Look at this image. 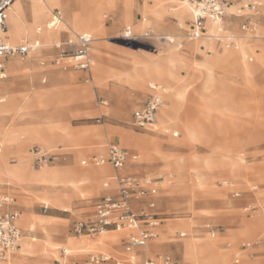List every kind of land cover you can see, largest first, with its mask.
I'll use <instances>...</instances> for the list:
<instances>
[{
	"label": "rangeland",
	"instance_id": "rangeland-1",
	"mask_svg": "<svg viewBox=\"0 0 264 264\" xmlns=\"http://www.w3.org/2000/svg\"><path fill=\"white\" fill-rule=\"evenodd\" d=\"M72 1L30 0L28 9L22 7L25 24L12 19L10 9L7 13L11 41H40L41 47L28 58L12 59L8 78L0 83V100L5 99L0 101V115L5 106L15 109L2 120L6 128H0L2 152L27 142L28 163L34 173L40 170L34 162V147L53 157L43 181L35 177L33 183H15L0 178V195L8 198L6 208L18 212L25 234L7 264H90L93 254L109 251V243L118 242L121 236L117 233L76 238L72 231L77 220L93 211V204L103 195V183L114 174L109 165L97 167L109 143L122 145L138 157L125 173L151 180L158 188L155 197L143 199L154 200L166 219L150 242L151 246L159 238L166 241L156 254L171 256L177 264H207L209 255L201 247L212 244L217 250L216 242L218 252L227 255L223 264H236L238 259L239 264H264V67L257 71V57L243 46L255 44L264 59V0H227L222 22L208 21L206 25L207 34L219 37L201 38L205 43L200 51L189 47L201 41L187 36L194 20L192 12L182 26L181 14L177 17V11L168 9L163 0L155 4L154 0H131L128 21L120 16L126 7L124 0H113L116 6L108 4L110 0H80V9ZM189 1L192 5L200 2ZM250 2L262 7L257 12L244 9ZM176 3L173 5L179 9ZM145 4H154L148 13L143 10ZM100 6H104L100 18L104 28L98 31L99 27L85 21L90 15L97 17ZM160 7L163 13L159 15L155 10ZM54 10L62 12L63 23L52 24ZM75 13L78 15L73 16ZM248 18L256 20L253 35L242 30ZM76 21L95 38L90 71L75 70L67 61L54 62L57 52L53 44L79 33L73 31ZM128 27L137 35L135 39L126 37ZM146 31L151 32L150 37L143 36ZM168 55L176 72L150 64L166 61ZM209 56L218 59L217 63ZM202 73L215 78L212 88L207 87ZM58 74L77 77L64 79ZM152 83L166 90L157 126L168 127L167 131L133 124L134 111L151 94ZM55 133L64 137L51 142L43 139ZM6 135L11 140L5 141ZM4 153L0 165H4ZM8 154V167L20 164L21 155L13 149ZM53 168H100L108 170V175L97 180L96 190L85 183L72 190L65 188L58 174L45 178L58 171ZM60 183L59 187L53 185ZM57 191L68 199L66 203L56 202ZM32 215L44 217V221L38 224ZM207 225L215 231L209 232ZM76 244L83 247L74 248ZM187 244L193 252L184 250ZM247 244L254 246L243 251Z\"/></svg>",
	"mask_w": 264,
	"mask_h": 264
},
{
	"label": "built area",
	"instance_id": "built-area-1",
	"mask_svg": "<svg viewBox=\"0 0 264 264\" xmlns=\"http://www.w3.org/2000/svg\"><path fill=\"white\" fill-rule=\"evenodd\" d=\"M17 0H0V82L7 77L6 63L14 58H28L37 52L41 45L39 42H24L13 45L7 40L8 23L6 13ZM193 6L198 14L195 16L191 30L188 32L190 40L201 39L207 34V19H223L226 14L227 0H200ZM262 7L259 2H250L244 5V9L257 12ZM241 12V11H240ZM52 24L62 22L61 11L53 14ZM242 30L250 35L256 31V20L248 18L243 24ZM127 38L135 39L137 35L131 28L125 31ZM144 37H150L151 32H145ZM95 41L91 33H73L65 40L55 42L53 48L57 54L55 64L67 63L75 70L90 71L93 65L92 46ZM152 93L145 103L136 109L133 114V123L140 129L152 127L158 117L159 110L164 105L161 86L150 84ZM4 102V99L0 100ZM2 145L0 144V151ZM34 162L42 168L51 161L50 154L40 147L33 149ZM131 157L125 149L117 144H109L108 159H100V164L110 163L114 169L112 180L104 183V189L109 193L97 199L93 204V214L86 220L78 221L73 232L76 237H94L105 233H117L126 235L125 258L115 259L103 254H94L90 264H175L173 258L166 254H159L155 259L146 256L149 243L158 236L163 218L156 211V202L151 200L147 206L137 210L135 200L144 199L146 196L155 197L158 188L152 185L151 180L143 179L135 175H125L121 171L125 168ZM114 185V188L112 186ZM8 198L0 197V264H7L11 253L19 250L23 240V232L18 226V212L6 210ZM209 232H214L211 225H207ZM181 233V237H185ZM67 256V251H64ZM239 260L235 263L239 264Z\"/></svg>",
	"mask_w": 264,
	"mask_h": 264
},
{
	"label": "crops",
	"instance_id": "crops-1",
	"mask_svg": "<svg viewBox=\"0 0 264 264\" xmlns=\"http://www.w3.org/2000/svg\"><path fill=\"white\" fill-rule=\"evenodd\" d=\"M18 1V3H19V6H21V7H25L26 9H28L29 7H30V0H17ZM17 1H15V3L14 4H17ZM164 1V3H165V5L167 6V8L168 9H170L171 8V10L172 11H177V13H176V16L178 17L179 16V14H181V18H182V20H181V23H183V24H181L182 26L184 25V22H185V20L186 19H189L190 17L189 16H191V9L190 8H187V11H184V12H181L180 13V9L181 8H186L185 7V4L187 3V5H189V6H191V3H190V1L189 0H185V1H179V2H177V3H179L178 5H180V8L179 9H177L176 7H175V5H173V4H175L176 2H173V1H171V0H163ZM176 3V4H177ZM185 3V4H184ZM124 4V3H123ZM134 7V6H133ZM150 8H151V5H149V4H145L144 5V7H143V10L146 12V13H148L147 11H149L150 10ZM125 9V8H124ZM124 9H123V12H124ZM190 9V10H189ZM132 10H133V8H132ZM57 11H60V10H54V11H52V14H54L55 12H57ZM156 13L157 14H161V13H163L162 11H161V7L160 8H157L156 10ZM123 12L121 13V15L120 16H122V14H123ZM7 13H8V10H7ZM7 13H6V17H7ZM150 14H153V15H155L154 13H151L150 12ZM102 15V14H101ZM183 15V16H182ZM184 17H186V18H184ZM101 18V17H100ZM52 18H50V20H51ZM180 19V18H179ZM194 19V18H193ZM63 21L64 20H62V23H63ZM100 21H101V19H100ZM194 21V20H193ZM120 22H124V21H122V19H121V17H120ZM207 22L208 21H206V25H207ZM7 23H8V20H7ZM101 23H103V22H101ZM211 24H214V23H212V22H210ZM74 30L73 31H75V32H79V33H90L89 31H83V30H81L80 28L82 27V24L79 22V21H76L75 23H74ZM192 25H193V22H192ZM128 28H130V27H128ZM192 28V27H191ZM191 30V29H190ZM189 30V31H190ZM208 31H209V29H207ZM188 31V32H189ZM223 31H224V29H223ZM42 32V28H38L37 29V33L38 34H40ZM146 32H150V31H146ZM92 34V33H91ZM223 34V33H222ZM71 34H68L65 38H63V39H59L58 41H61V40H65L66 38H68L69 36H70ZM93 35V34H92ZM219 35L220 34H218V35H214V34H212V33H208V34H206V36L203 38L204 40H209V39H213V38H217V37H219ZM6 36H7V40L11 43V44H13V45H20V44H22V43H24V42H26V41H28V42H31V43H34V42H39L40 43V41H34V40H29V39H24V40H22L21 42H19V43H14V42H12L11 41V37H10V35L7 33L6 34ZM203 39H200L201 41H197L195 44H193L192 46H189L190 48H193V50H196V51H200L201 50V45L202 44H204L205 43V41H203ZM58 41H56V42H58ZM245 48H247V49H249V50H251L252 52H253V54L257 57V71L258 70H260L261 68H263L264 67V59H263V54L262 53H258L257 51H256V48H257V46L255 45V44H252V43H245L244 45H243ZM170 53V52H169ZM214 57H215V55H213ZM213 56H209V58L211 59V61H213V62H215V63H217V61H218V59H216V60H214L212 57ZM221 56H224V55H221ZM226 58V57H225ZM172 60V58L170 57V55H168V57L166 58V61H155V62H152V63H150V64H153V65H156L158 68H160V69H165V70H168V71H171V72H176L175 71V65H174V63L171 61ZM220 61V60H219ZM12 64H13V61H12V59L11 60H8L7 61V63H6V67H7V73H8V68H9V70L12 68ZM203 74V76H205V79L207 80V87H211L212 88V85L215 83V78L214 77H212V75H211V73H202ZM57 77L58 78H64V79H73V78H76L77 77V75L76 74H65V75H61V74H58L57 75ZM8 78V74H7V77L4 79V80H2L1 82H3V81H5L6 79ZM0 82V83H1ZM152 84H155V83H152ZM156 85H159V86H161L162 88H163V90H164V93H163V99H164V97H165V88L162 86V85H160V84H156ZM150 90H151V93H152V89H151V87H150ZM185 96H186V93H185V95H184V98H185ZM2 99H4V98H2ZM5 100V99H4ZM212 100V99H211ZM224 100V99H223ZM208 101H210V100H208ZM5 102V101H4ZM207 106V105H206ZM161 110V109H160ZM160 110H159V113H158V124H159V116H160ZM222 114H226L227 115V113L226 112H222ZM134 124V123H133ZM167 129H168V127L166 128V129H163L160 125L159 126H157V127H155V128H150V130H152V131H159V130H166L167 131ZM61 137H64V136H61V135H59V134H52V135H48L47 137H45V138H43V139H45V141H48V142H51L52 140H55V139H59V138H61ZM66 137V136H65ZM101 137H102V139H103V133H102V135H101ZM109 144H111V143H109ZM118 145V144H117ZM122 146V145H121ZM120 146V147H121ZM108 147H109V145H108ZM123 147V146H122ZM35 148V147H34ZM33 148V149H34ZM14 150L17 154H19V155H21L22 156V160H21V162H20V164L19 165H15V167H13V168H10V167H8V163H7V159H8V153L10 152V150ZM123 149H125V147L123 148ZM126 150V149H125ZM29 150H28V147H27V142H23V143H19V144H15V145H11L10 147H9V150L8 151H6V154L4 153V152H2V150H1V152H0V155L1 154H3L4 153V165L3 164H1L0 165V178H2V179H5V180H7L8 182H15V183H21V182H27V183H33V182H35V181H37V180H35V177H40L41 178V180L43 181V178H44V175L46 174V173H49L50 172V170L51 169H49L48 167H47V165L44 167H42V168H40V170H42V171H40V170H38V171H40V172H38V171H36L35 173L34 172H31V170H30V166H29V163H28V161H29V158H28V152ZM127 151V150H126ZM32 153H33V150H32ZM127 153H128V151H127ZM129 154V153H128ZM130 155V154H129ZM7 156V157H6ZM131 157H133V156H135V155H130ZM137 157V156H136ZM53 157L51 156V159H52ZM100 159H105V160H107L108 159V149H107V151H106V156L104 157V156H101L99 159H98V161L100 160ZM26 160V161H25ZM137 160H138V157H137V159L136 160H133L132 158L129 160V162L127 163V165L125 166V168L121 171L123 174H125V175H135V176H137V177H139L137 174H128V173H125V170H126V168H127V166L129 165V163L132 161L133 163H137ZM95 165H97V164H95ZM105 165H109L112 169H113V167H112V165L110 164V163H105V164H98L97 165V167H104ZM87 166H90V164H88V165H86V166H84V167H87ZM53 169H57V168H53ZM58 170V176L59 177H61L62 179H64V181H65V183H64V185H65V188H67V189H72V190H75V188H77L80 184H89L90 185V188H91V190H96V186H95V184H96V182H97V180L99 179V178H101V177H106L107 175H108V170H102V169H100V168H95V169H93V170H88V169H86V170H83V171H80V170H75V169H71V170H69V169H65V170H63V169H57ZM19 171V172H18ZM113 171H114V169H113ZM114 176V174L112 175V176H110L105 182H109V181H111L112 180V177ZM141 178V177H140ZM104 182V183H105ZM104 183H103V195L102 196H104V195H106L107 193H109V191L110 190H105L104 189ZM54 186H61L62 185V183H60V184H53ZM63 185V186H64ZM228 185H230V186H232V184H230V183H228ZM58 186V187H59ZM112 188H114V185L112 186ZM59 190V189H58ZM61 192V191H60ZM57 193L58 194H56V202H58V203H66L67 201H68V199L67 198H64V195H62L61 193H59L58 191H57ZM63 193V192H62ZM235 194V196H239L240 194L239 193H234ZM102 196H100L99 198H101ZM0 197H2L1 195H0ZM98 198V199H99ZM149 201H151V200H149ZM148 201V202H149ZM148 202H145L143 199H140V200H135L134 201V206H135V208L137 209V210H140V209H142V208H144V207H146L147 206V204H148ZM64 206H67V205H64ZM92 208H93V206H92ZM248 208H246L245 210H247ZM6 210H9V211H12V210H10L9 208H6ZM93 211H94V208H93ZM93 211L85 218V219H80V220H86V219H88V218H90L91 216H92V214H93ZM156 211L158 212V210H157V204H156ZM14 212H16V211H14ZM159 213V212H158ZM160 214V213H159ZM31 215V214H30ZM161 215V214H160ZM33 216V220L35 221V222H37L38 224H40L42 221H44L43 220V218L44 217H42L41 219L40 218H36L34 215H32ZM161 217H162V215H161ZM163 218V217H162ZM80 220H77L75 223H74V225L78 222V221H80ZM164 220H166V219H164L163 218V220H162V223H163V221ZM74 225H73V227H74ZM18 226H19V224H18ZM19 228H20V226H19ZM21 229V228H20ZM22 230V229H21ZM160 230V229H159ZM72 231H73V228H72ZM23 232V231H22ZM110 233H112V232H110ZM73 234H74V232H73ZM158 234H159V232H158ZM181 234V233H180ZM75 235V234H74ZM118 235H120L121 237L119 238V240H118V242L116 243V244H113V243H109V251H103L102 250V252H100V253H97V254H103V255H107V256H111V257H113V258H115V259H120V258H125L126 257V254H125V251H124V248H125V243H126V235L125 234H118ZM94 237H97V236H94ZM163 237H166V236H163ZM181 237V236H180ZM23 238H24V232H23ZM77 238V237H76ZM97 238H99V237H97ZM92 240H94V239H92ZM166 241H163L162 242V238H159L158 240H157V242L156 243H154V244H152L151 243V246H150V243H149V245H148V247H147V249H146V256H147V258H149V259H155L159 254H162V253H155V252H157L159 249H160V246L161 245H163L164 243H165ZM22 243V242H21ZM201 245H205V244H201ZM38 246V245H37ZM37 246L35 247V248H37ZM149 246H150V250H149ZM252 246H254V245H252V244H247V245H244L243 247V251H246V250H248V249H250ZM20 247H21V245H20ZM81 248V247H83V246H80V245H78V244H76V245H74V248ZM98 247L100 248V247H102V244H98ZM215 247L217 248V252H218V249H219V247H217V245H216V242H215ZM20 249V248H19ZM178 249V248H177ZM179 250H181V247H180V249ZM220 250V249H219ZM223 253V252H222ZM94 255V254H93ZM222 256L221 257H225V258H227V255L225 254V256L223 255V254H221ZM92 257V256H91ZM91 257H90V259H91ZM90 259H89V261H90ZM174 260V259H173ZM239 260V259H238ZM240 261V260H239ZM174 262H175V264H177L176 263V261L174 260ZM108 264H113V263H108Z\"/></svg>",
	"mask_w": 264,
	"mask_h": 264
},
{
	"label": "bare ground",
	"instance_id": "bare-ground-1",
	"mask_svg": "<svg viewBox=\"0 0 264 264\" xmlns=\"http://www.w3.org/2000/svg\"><path fill=\"white\" fill-rule=\"evenodd\" d=\"M153 1V0H152ZM157 1H159V0H154V4L157 2ZM73 3V7L74 8H78V9H80L81 8V2H80V0H73L72 1ZM124 2L126 3V7H125V10H124V12H123V14H122V19L124 20V21H128L131 17H132V13H131V11H132V4H131V0H124ZM94 3V2H93ZM108 4H114V6H116V4H115V2L113 1V0H110L109 2H108ZM153 4V5H154ZM185 4V3H184ZM96 5V4H95ZM153 5H151V7L153 6ZM180 6V5H179ZM185 7L187 8V7H189L190 8V6L189 5H187V3L185 4ZM92 8V7H91ZM104 8V6H100V11H99V14L97 15V17L93 14V15H90V17L88 18V19H86V21L85 22H87V25L88 26H91V27H95V26H97V27H99V29H98V31H101V30H103V28H104V25H103V23H101V21H100V17H101V12H102V9ZM11 11H12V14H13V16L14 17H12V19L14 18L15 20H19V21H21V22H23L24 24H25V21H24V9L21 7V6H19V3H18V1H17V4H12L11 5V7L9 8ZM8 9V10H9ZM94 9V8H93ZM183 9H184V7H183ZM191 12H192V14H193V17H194V19H195V16L198 14V11H197V9H195V7H193V5L191 4ZM79 13V12H78ZM78 13H75L73 16H77L78 15ZM35 15V14H34ZM72 16V17H73ZM183 16V15H182ZM184 18H186V17H184ZM222 20L223 19H219V20H212V19H207V21H209V22H212V23H216V22H218V23H220V22H222ZM36 21V20H35ZM84 22V23H85ZM132 29V28H131ZM23 104V103H22ZM166 110V109H165ZM164 110V111H165ZM13 111H15V109H14V107H12L11 105H8V106H5L4 107V110H2V115H0V128H5L4 126H3V118H5V116H9L10 114H13ZM163 111V112H164ZM18 112V111H17ZM162 112V111H161ZM168 112V111H167ZM15 116V115H14ZM1 121H2V123H1ZM157 124H158V117H157V121H156V123L152 126V127H150V128H155L156 126H157ZM6 129V128H5ZM125 136V135H124ZM107 138V137H106ZM122 138V137H121ZM5 141H9V139H7V135L5 136ZM124 139V138H123ZM11 140V139H10ZM133 140V139H132ZM122 142V141H121ZM124 142V141H123ZM126 143V142H125ZM139 144V143H138ZM1 150H2V148H1ZM1 152V151H0ZM2 158V160L4 159V156H2L1 157ZM26 161V160H25ZM19 172V171H18ZM58 174V171L56 172V170L55 171H52L49 175H47V176H45V178H52L53 176H56ZM18 224H19V220H18ZM25 235V234H24ZM191 243V242H190ZM191 246H192V243H191ZM189 244H187L185 247H184V250L186 251V252H189V251H191V247ZM32 248V247H31ZM202 249L204 248L205 250H206V252H207V254L209 255V257H208V263L207 264H223L224 263V261H226L225 260V258L224 257H221L222 255L220 254V252H217V250H214L213 249V246H212V244H208V245H205V246H203V247H201ZM181 250H183V248H181ZM191 252H193V251H191ZM195 252V251H194ZM68 253V252H67Z\"/></svg>",
	"mask_w": 264,
	"mask_h": 264
}]
</instances>
